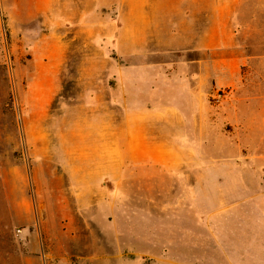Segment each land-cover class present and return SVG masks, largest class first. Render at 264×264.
Returning a JSON list of instances; mask_svg holds the SVG:
<instances>
[{
  "label": "rangeland",
  "instance_id": "obj_1",
  "mask_svg": "<svg viewBox=\"0 0 264 264\" xmlns=\"http://www.w3.org/2000/svg\"><path fill=\"white\" fill-rule=\"evenodd\" d=\"M64 16L0 0V264H125L129 210L188 204L204 208L144 220L264 264V0Z\"/></svg>",
  "mask_w": 264,
  "mask_h": 264
},
{
  "label": "crops",
  "instance_id": "obj_2",
  "mask_svg": "<svg viewBox=\"0 0 264 264\" xmlns=\"http://www.w3.org/2000/svg\"><path fill=\"white\" fill-rule=\"evenodd\" d=\"M82 1L83 0H49L53 18L63 21L66 19L64 15L68 5L77 6ZM90 1L94 2L95 0ZM96 9L95 7V10ZM77 11L78 10H75V16L80 15ZM180 91L185 95L184 97L191 98V95L194 97L195 92L193 89L189 86L186 88L183 82ZM161 113L162 111H160V114ZM96 208V205H88L87 208L82 209L80 217L82 216V212L87 213L82 217L85 228H89L91 222H95L94 225L96 228L98 217L97 214H95ZM152 208L154 207L147 205L141 206L136 210L132 209L128 211L131 213L136 212L133 215H138V213H140L142 215V220L135 225L133 223L134 226H130V221H126L127 225L125 232H121V235L125 234L126 237L125 264H245V254L241 255L238 249L235 251L233 249L231 250L230 246L228 250V248L225 247L226 243L224 238L220 239L214 237L216 244L214 246L218 251L217 253H211L210 246L206 247L204 244L207 241L203 243L199 238L197 242H193V227H187V225H185L186 222L179 221L175 223L177 224L176 227H166L163 221H159L161 218L159 215L163 216L168 213L177 218L181 217L179 213L196 211L197 209L204 208L203 206L188 204L165 205L157 207L162 208L157 210ZM153 212H158V214H153ZM161 212L164 213L159 214ZM126 217L128 216L125 215L124 218ZM147 217L159 219H157V222L145 221L144 219ZM101 230H105V228L101 227ZM109 232L112 233L113 236H117V227H111V231L109 229ZM135 242L139 246L134 245Z\"/></svg>",
  "mask_w": 264,
  "mask_h": 264
}]
</instances>
